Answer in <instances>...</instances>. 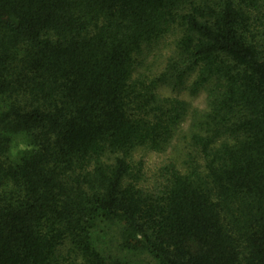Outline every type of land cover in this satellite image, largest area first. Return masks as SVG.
<instances>
[{
    "label": "trees",
    "instance_id": "trees-1",
    "mask_svg": "<svg viewBox=\"0 0 264 264\" xmlns=\"http://www.w3.org/2000/svg\"><path fill=\"white\" fill-rule=\"evenodd\" d=\"M165 85L206 109L146 187L135 154L191 114ZM0 103V264H130L93 245L98 220L157 264H264V0H0Z\"/></svg>",
    "mask_w": 264,
    "mask_h": 264
},
{
    "label": "rangeland",
    "instance_id": "rangeland-1",
    "mask_svg": "<svg viewBox=\"0 0 264 264\" xmlns=\"http://www.w3.org/2000/svg\"><path fill=\"white\" fill-rule=\"evenodd\" d=\"M176 39L177 35L171 34L159 45L155 46V48L148 50L140 60L141 66L139 67V71L147 72L150 75L151 73H160L165 67L168 58L173 54ZM158 93L164 98L178 97L187 101L190 104L191 114L181 124L177 137L165 151L140 150L135 154L134 160L142 162L143 184L146 187L151 186L156 179L160 178L162 168L167 164L174 162L180 165L184 162L191 152L189 140H186L185 135H187L190 123L192 122L193 113L206 109L207 97L205 93L192 96L188 89L173 90L172 86L168 85L161 86L158 89ZM1 107L2 103H0V109ZM28 145L29 140L27 137L23 135L17 136L12 143L10 157L16 158ZM6 189L9 190L10 186L4 188V190ZM122 239V227L118 223L98 220L92 229V243L106 258L121 259L130 264H157L156 260L147 252L133 251L124 247Z\"/></svg>",
    "mask_w": 264,
    "mask_h": 264
}]
</instances>
